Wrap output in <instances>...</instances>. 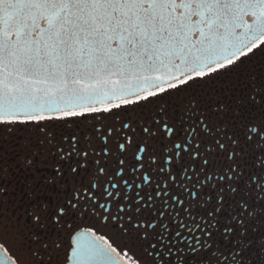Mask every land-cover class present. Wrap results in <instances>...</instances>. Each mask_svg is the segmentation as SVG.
Segmentation results:
<instances>
[{
  "label": "snow or ice",
  "instance_id": "1",
  "mask_svg": "<svg viewBox=\"0 0 264 264\" xmlns=\"http://www.w3.org/2000/svg\"><path fill=\"white\" fill-rule=\"evenodd\" d=\"M257 57L264 58V0H0V184L13 168L27 170L31 161L22 154L32 138L43 142L58 124L120 123L182 93L191 101L196 89L235 94L217 106L230 113L226 119L206 117L197 101L186 105L179 135L167 123L168 137L143 127L146 139L135 152L134 137L118 145L119 153L126 145L131 152L127 163L119 153L118 164L93 161L73 136L71 151L88 162L77 160L78 167L91 168L88 183L45 202L32 195L34 177L27 202L14 211L0 198V220H29L17 234L35 264H51L41 258L51 256L50 245L59 250L58 234H50L89 215L110 220L128 241L118 248L81 231L67 257L74 264H264V72L255 73ZM254 142L261 158L239 159ZM0 264H19L4 243Z\"/></svg>",
  "mask_w": 264,
  "mask_h": 264
},
{
  "label": "flooded vegetation",
  "instance_id": "2",
  "mask_svg": "<svg viewBox=\"0 0 264 264\" xmlns=\"http://www.w3.org/2000/svg\"><path fill=\"white\" fill-rule=\"evenodd\" d=\"M254 63L256 65L255 73L259 76L261 72H264V58L257 57ZM194 91L195 95L191 101L188 100L186 93H182L180 97L173 100L158 101L155 105H150L143 113H140L139 110L136 113H130L131 119H122L120 123H116L114 119H110L102 123L93 121L95 128L90 127L86 122L58 124L57 127L49 128L45 133L47 139H43V142H41L42 138H32V143L22 154V158L30 160L31 163L27 170L23 165L20 166L19 172L13 168L11 178L6 183L0 184V187L5 189L0 198H3L7 202L10 212L14 211L13 206L19 207L22 206V203L27 202L26 198L33 186L34 177L36 187L32 191V195L43 199L45 202L49 200L54 202L56 199H67L71 195L70 190L75 188L77 183L83 182L86 185L88 183V172L91 168L90 166L78 167L77 160H79L81 165H85L88 162L83 160L82 157H77L71 151L73 136L77 141V150L81 148L89 150L91 160L102 161L103 158H107L109 163L118 164V160H114V157L119 153V143H125L128 137H134L132 152H135L137 142L146 139L142 131L143 127H149L150 131L159 129L158 134L168 137L169 134L163 129V125L167 123L174 129L172 135H179L181 131L179 122L183 119H188L186 114V105L188 104L199 101L198 106L202 110L207 106L205 116L210 117L213 121H216L218 116L226 119L230 115L228 112H220L217 106L226 107L229 103L228 96H234V93H225L221 96L219 92L213 94L209 91L205 94V92L198 89ZM161 108L164 111H158ZM198 117L199 114H197ZM207 122L205 120V123ZM123 123H129L130 127L127 129L123 128ZM223 126L221 124V127ZM228 131L231 132L232 129L229 128ZM105 138L107 143H105ZM86 139L91 141L88 146H85L84 143ZM193 142L195 143V141ZM220 142L223 143L224 139H221ZM148 143H152V141H148ZM153 146L155 145L153 144ZM238 147H244V145L238 144ZM105 148L108 151L107 157H105ZM229 150L234 151L235 149L230 148ZM31 152H36L37 155L32 156L30 155ZM119 155L125 159L126 163L131 159V152L127 149V145L126 150L123 153H119ZM140 155H146V153H140ZM261 155L262 153L257 149V144L254 142L247 148H244V152L238 158L251 164L258 161ZM223 162V160L219 161V163ZM228 163H231V161H228ZM71 167H76L77 172L72 173L70 171ZM7 175L8 173H5V176ZM124 175L136 179L137 183H139V176H133L130 170L126 169ZM113 182L116 181L114 180ZM61 185H63V188H61ZM18 218V215L10 217L11 223L0 220V243L5 244L8 254L17 258L19 264H35L31 253L20 247V238L17 234V227L24 228L29 223V220L25 218L17 225L16 220ZM69 227L71 231H64V228ZM86 229H92L97 234L104 235L118 248L128 241L127 236L117 234L118 229L110 220L105 224L102 220H97L91 215L87 218H73L63 228L57 229L54 233L50 234L53 238H56L58 234L59 238L56 242L60 245L59 250L56 251L54 246L50 245L49 247L53 249L51 256H47L44 252H41V258L50 260L51 264H68L69 259L67 257L70 256L72 245L75 241L73 238L79 232ZM36 247H39V245H36Z\"/></svg>",
  "mask_w": 264,
  "mask_h": 264
},
{
  "label": "water",
  "instance_id": "3",
  "mask_svg": "<svg viewBox=\"0 0 264 264\" xmlns=\"http://www.w3.org/2000/svg\"><path fill=\"white\" fill-rule=\"evenodd\" d=\"M74 244H75V241H74L73 245ZM71 253H72V251H71ZM71 253H70V256H71ZM68 264H74V261H72V260L69 259V263Z\"/></svg>",
  "mask_w": 264,
  "mask_h": 264
}]
</instances>
